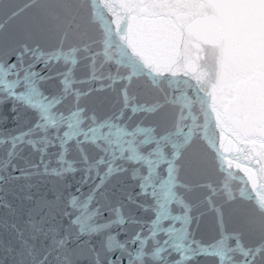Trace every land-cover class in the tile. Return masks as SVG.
Returning <instances> with one entry per match:
<instances>
[{"label":"water","instance_id":"1","mask_svg":"<svg viewBox=\"0 0 264 264\" xmlns=\"http://www.w3.org/2000/svg\"><path fill=\"white\" fill-rule=\"evenodd\" d=\"M0 264H264V0H0Z\"/></svg>","mask_w":264,"mask_h":264}]
</instances>
